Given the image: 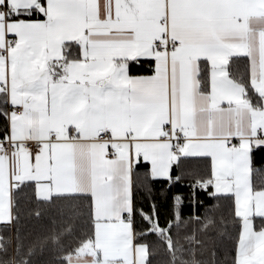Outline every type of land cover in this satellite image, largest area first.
Segmentation results:
<instances>
[{"label":"snow or ice","instance_id":"1","mask_svg":"<svg viewBox=\"0 0 264 264\" xmlns=\"http://www.w3.org/2000/svg\"><path fill=\"white\" fill-rule=\"evenodd\" d=\"M0 264H264V0H0Z\"/></svg>","mask_w":264,"mask_h":264},{"label":"trees","instance_id":"2","mask_svg":"<svg viewBox=\"0 0 264 264\" xmlns=\"http://www.w3.org/2000/svg\"><path fill=\"white\" fill-rule=\"evenodd\" d=\"M133 71L135 72V71H137V69H134ZM142 195H143L142 193H138L137 194V199L140 200ZM145 207H147V203L146 202H145Z\"/></svg>","mask_w":264,"mask_h":264}]
</instances>
